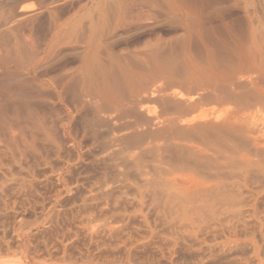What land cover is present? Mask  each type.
I'll return each mask as SVG.
<instances>
[{"label":"rangeland","instance_id":"1","mask_svg":"<svg viewBox=\"0 0 264 264\" xmlns=\"http://www.w3.org/2000/svg\"><path fill=\"white\" fill-rule=\"evenodd\" d=\"M112 1L0 0V89H3L6 84L8 87L10 84V86L14 85L11 90V87L8 88L6 85V90H2L3 92H0V94H14V91L19 85L12 84L15 80L12 75L4 70L6 68L5 63L10 64V61H18L19 59L25 61L32 53L41 52L40 57H44L45 53H43V50L50 42L52 44L55 43V49L53 45L51 50L54 54H50V58L44 57L43 61L40 63V71L50 73L48 74L50 77L61 73V75L65 76V79L70 75V78L68 77L66 79L67 87L64 85L63 88H60L62 90H59V88L57 89L55 84H44L41 87L40 83V85L35 83L37 87H39V90L37 89L38 92H36L38 95H36L32 89H30L32 92L26 90L30 96H27L26 92L21 96L19 95L20 97L18 96L17 101L20 104H22L24 100L27 101V97H30L29 100L31 98L33 100H30L31 105L27 103L28 101L26 103L24 102L26 106L24 103L22 106L17 103L19 106L18 110L16 108L17 105H14L16 104L15 102H13V104L10 103V105L6 104L9 107L4 109L2 105H5V103H3L4 101L0 98V101L2 100V102H0V264H125L123 261L126 260V258L129 259L130 256L132 259H137V262L133 260V263L130 257L131 262L130 259L128 261L126 260L127 264L128 262L139 264V262L142 263L144 261V257L146 256V258L154 257L153 259H155L156 256H159V251L157 250L159 248L158 246L161 247L164 244V239H166L165 236L169 237V232H171V230L172 232L176 229L179 230L182 224H184V226L181 227L182 229H189L190 226H186L187 222L184 219L186 214L189 213L188 215H190L192 213L193 220H197L200 219L202 215L204 216L206 214L205 212H209L208 207H212L214 211H221L223 209L221 207L222 205L225 208L224 204L218 200L213 202L214 205L211 203L213 199L205 200V202L207 201L205 205L202 200L196 199L194 201V199H192L193 201H190L191 199L184 197L185 194L182 192L183 185H181L183 183L179 181L183 182L184 178L189 175V173H187L189 171H187V168L188 165H190V161L191 163L195 161V157H198L199 161L202 160L201 162L198 161V164L202 163V165L199 164L197 166L200 168H197L192 173L197 179L201 177L200 179L203 180L204 177V180L206 179L205 181H213V179H211V172L210 176L208 173L211 170L214 173L216 171L215 169L210 170L207 165L208 162L206 161V164L204 163L205 159L203 160L201 158L200 160V153L195 151L196 149H190L189 145L192 143L191 145H197L198 148L199 142V144H202L199 145V148L202 146L201 148L203 150L206 147L208 152L211 144L214 145V148H217L218 144H222V142H220L222 138L220 134H217V131H214L217 129L214 128V126L216 125L215 127H217V125H219L218 127H220L223 122L225 124L228 118L227 116L230 117L231 115L232 119L236 117L239 118L238 122H240V118H242V122L243 120L244 122L251 121V119H254L251 115L255 116L258 125L262 124L261 126L256 125V129L264 138V122H261V118L263 117L260 116L263 112L258 110L254 105H251L250 108H248V105H243L244 103L241 101L239 94L241 91V98H243V91H250L248 87L251 88L254 80L260 76L262 73L261 71H264V68H262L264 67V0H201V4H197L199 8H201L200 11L197 9L198 6H196V4L194 5L193 2L181 1L178 2V4L182 5L183 16L177 14L181 20H175L176 18L172 19L174 16H169L165 18L166 21L163 19L158 23L159 28H157V24L155 25L148 21L144 22L143 26L145 25V28L149 27L148 30L151 29L155 34L152 36L153 38L147 37L137 42L127 40L128 38H126V36L128 34H124V32L120 30V32L117 31V33L115 32L113 34L107 33L109 31L105 27L115 19V15H112L115 14V11H113L115 2ZM189 2L192 3V5H190ZM203 2L204 4L202 5ZM186 3L187 5L185 6ZM248 7L249 9H247ZM245 10L252 11L254 15V29L252 30L250 27L248 29ZM223 11L226 12L224 13ZM229 11L230 13L228 15ZM222 12L225 15H222ZM185 14H187L188 17L185 16ZM195 15L198 17L200 16L198 18L200 21L199 23L194 19L195 22H193L192 17L195 18ZM221 15L222 17H220ZM187 18H189V20H187ZM184 21L188 22L185 23ZM204 22L206 25H204ZM187 23H195V25L193 26L190 24L191 26H189ZM103 25L104 27H102ZM99 26L103 30H100ZM162 27L164 28L161 31ZM198 31H200V33ZM100 35H102V38ZM244 37H247V40ZM249 38L250 40H248ZM240 43H242L241 45L243 49H245L244 51H246L243 53V56L241 55L243 60L247 58L245 60L247 63H244L246 67L248 68V66L252 67L254 65L253 67L257 68L255 70L252 68L254 73L250 70L251 73L246 75L248 76V80H246L247 78L245 79L246 76L241 77V80L244 77L242 80L244 81L243 85L240 83L242 82L240 78L239 80L236 78L234 82L232 81V77L235 75L234 73H236V68L234 69L233 67L239 62H237L236 59L241 58H239L240 55H236L241 53L238 50L241 47ZM100 44H102V47ZM90 45H92L93 48ZM238 45L240 46L239 48ZM155 46L157 47L156 51ZM87 47L89 50H87ZM235 48L238 49H236L237 51L234 55ZM207 49L210 53H207L206 59ZM97 53L98 56L96 55ZM231 54L232 56H230ZM112 55L114 56L112 57ZM229 56L230 58H228ZM93 57L96 59L98 58V61L96 63L92 62V64L89 65L88 71L90 70L91 78L86 77L88 78L87 81V79L83 78L84 75L81 76L78 72L81 71L80 66H82L81 64L84 58L88 60ZM248 57H250V60ZM102 60L104 62H102ZM247 60L251 63L250 65H248L249 63ZM99 62H101L100 67ZM235 62L237 63L235 64ZM243 62L241 64H243ZM93 63L94 66H92ZM208 63L212 64L214 69L211 65H208ZM241 64L238 63L236 67L238 68ZM244 64L243 68H246ZM2 66L5 68L3 67L2 69ZM58 66L60 68H58ZM101 67L102 69H100ZM76 68L79 70L74 73ZM53 69L56 70L57 73ZM91 70L93 71L91 72ZM191 70L194 71L196 75L194 72L191 74ZM210 70H214V73H217L215 74L216 76ZM227 70H230L231 73L234 72L232 73L234 75L231 76V74L227 73L229 82L226 79L227 85H225L226 80L224 78L227 76L225 73ZM96 71L99 72L96 73ZM257 71L260 72L257 73ZM207 72H209V74L211 72L210 77L213 74L216 78L218 72L219 74L223 72L222 74L225 76L224 78L220 76L219 78L221 80L218 77V79H213L214 77H212L210 81ZM19 73L17 78L21 79L23 76L28 79L29 75L25 71L19 70ZM104 73L106 75H104ZM203 73L206 74L203 75ZM100 74H102L101 76L103 78ZM48 75L43 78L49 79L50 77ZM79 75L82 77L83 81ZM249 75H254L251 76L253 78L256 77L254 80L250 78L253 82L249 79ZM128 76H131L130 78L133 79V81L136 80V78L138 80L149 78L148 87H150L147 88V94H144L146 92L144 90L145 92L141 94L138 100L132 98L134 99L133 101L130 99V93H127L128 91L130 92V82L127 79ZM189 76L191 78H189ZM192 76L194 78L196 77L197 79H195L199 81L197 84L198 87L196 86L197 82ZM205 77H207V79ZM183 79L186 80L184 81ZM192 79L195 81V86L192 85ZM204 79L209 81V83L207 81L208 85ZM222 80L224 84H222ZM182 81L184 83H181ZM83 82L84 85L82 84ZM86 82H89L90 86H86L85 92V87L83 86L86 84L88 85ZM188 82L191 83L192 87H190ZM200 82L201 84H206L204 86H207L209 90L210 82L212 83L211 87L213 84L214 87L218 85L220 90L217 86L216 88L220 91V94L222 89L224 91L222 92L223 95H219L220 97L222 96V99L218 96L219 91L215 94L217 90H214L215 88H211L212 91L210 90V96H208L210 91H208V89L204 90L207 91V94L206 92L203 93L206 98L203 94V96L199 95L200 92H204L203 90H199L202 88L200 87L201 84L199 85ZM232 82L233 87L231 85ZM35 84L30 83L27 85L34 86ZM234 84H240L242 86L238 85L234 87ZM204 86L202 89H204ZM243 86L244 88L246 86L248 90H243ZM196 88H198V92L200 91L199 93H197ZM234 88L238 89L235 90ZM149 89L153 91H149ZM8 90L9 92H7ZM163 90L166 91L164 92ZM188 90H193L195 92H193L195 94L194 99V94L191 92L188 93ZM112 91L115 96L111 94ZM237 91H239L237 93L239 96L236 97ZM101 92L103 94H101ZM162 92L164 95L167 93V97L163 94L162 96L169 101L161 96ZM171 92L185 93L187 94H184L185 96H192V101L195 100L193 101L195 107L194 105H192V108L190 106L191 109H189V106L188 108H185V106L183 107V101L185 105L189 102L180 98L178 94H174L175 96L173 97ZM31 93L35 95H31ZM85 93L88 97H86ZM25 94L27 97L24 96ZM107 94L109 95L108 97ZM213 94L214 96H212ZM230 94L231 96L232 94L235 96V100L239 98L241 103L237 102V100L235 101L233 96H229ZM158 95L161 96V99ZM198 95L203 99L197 98ZM22 96L27 100H23L22 98L24 97ZM92 96L95 99H92ZM116 96H121L120 98L127 97L129 101L126 100L130 105L125 100L123 104H128H121L122 106H118L119 108L114 105V107L117 108L115 110L110 103H106L107 105L104 106V102V107H102L101 103V110L99 113V115L101 114V118L93 111L94 104L96 105L101 102L105 97H107L105 99H108L110 97L116 98ZM98 97L99 99H97ZM100 97L102 99H100ZM230 98H233L235 102L232 101V99L230 100ZM180 99L183 100L179 110L175 101L180 103ZM130 100L133 103L130 102ZM198 101L199 105L197 103ZM80 103L85 105H83L85 108L82 109L80 115L72 120V122H66L67 109L80 106ZM175 105L177 107H175ZM1 106L3 108H1ZM244 106L247 108H242ZM111 108L112 110L110 111ZM104 109L108 112L104 111ZM14 110H16L17 113ZM28 112L31 113L29 114L30 117H28L29 115L27 116ZM225 112H227V114ZM235 113H237V115ZM10 114L12 117H10ZM16 115H18L16 121H14L15 119L12 120ZM201 115H205L204 118H201L203 117ZM171 116L178 117V119L176 118L174 121L175 123L173 122L171 124L168 120H165ZM191 118H193V121H190L192 120ZM186 119L190 120L186 121ZM204 119L209 122H206ZM219 120L222 121V123ZM6 122L10 123L11 127H9L10 125L8 123L7 127L5 124ZM211 122L213 124V130H210L212 128L208 125ZM175 124L176 127L174 126ZM192 124L195 126H191ZM202 124H204V126L206 124V128L207 126L209 128L205 131V127L201 128L203 126ZM183 127L186 128L184 129ZM191 127L195 129L191 130ZM221 127L224 129L226 125ZM7 128H10L12 132ZM224 130L230 133L229 129L225 128ZM211 131H213V133ZM231 131L230 138L229 133H224L223 136L227 135V137H222L223 139H231L234 135V139H226L227 141L229 140V144H222V148L225 145H228L227 148L230 147V145L232 147L235 145L234 148L248 150L249 152L254 149L252 148L250 150V145H245L249 144V142L247 139H244V134V137H240L243 135L239 134V136L235 130ZM215 133L217 137L219 136L218 138L215 136ZM196 134H198V136ZM213 136L216 138L214 139ZM181 137L183 139H181ZM30 140H32L31 144H34L33 146H28L26 144L28 141L30 142ZM213 140H215V144ZM203 145L205 146L203 147ZM239 145L244 149L239 147ZM212 147L213 146H211V149ZM201 148L199 150H201ZM224 148L227 149L226 147ZM229 150L230 148H228V151ZM252 157L256 158L255 156ZM258 159L261 161V157H258ZM205 164L207 166H204ZM225 168L226 167H223L221 170L222 172L224 171L226 181L228 179L230 182L229 177L235 173H232V175L229 173L227 174L229 170L226 168L225 171ZM235 170L236 169L233 168V172ZM254 172L253 170L252 174L255 176L256 173L254 174ZM226 175H229L228 178ZM221 178L223 180L222 188H224L226 181L223 179L224 176ZM174 185L175 187H172ZM225 189L229 192V186L226 185ZM186 200H189V202ZM197 200L198 202L201 201V203L196 202ZM207 203H209L210 206ZM198 205L200 206L198 207ZM182 210L183 212L185 210L186 212L189 211L185 214L182 213ZM242 210H244L243 207ZM196 211L198 215L202 214L200 215L201 217L198 215L195 216ZM261 212L264 211H259L258 216L263 215L261 216L263 218L264 213ZM243 217L246 216L243 215ZM173 226H175V229ZM203 226H205L204 222H202L200 228L202 229ZM181 234L179 233L177 235L179 241L182 240V238L186 239L189 237V235H187L189 233L186 231H182ZM156 246L158 248H156ZM185 253L186 252L181 253L182 255L177 254L179 258H177V256L174 263L178 264L179 261L182 263L184 261L183 264H188L191 260V263L195 261L192 264H198L196 263L197 255L194 256L196 253L194 254L193 252V255H190L192 252L186 253L187 255ZM180 256L183 257L181 258ZM142 257L143 259H139ZM221 258H217L213 262L210 260L207 264H223L226 258H224V256ZM262 259L264 258L262 257L260 261L264 264ZM215 261L217 262L214 263ZM181 262L179 264H182ZM162 264H168V262L165 261V263L163 262Z\"/></svg>","mask_w":264,"mask_h":264},{"label":"bare ground","instance_id":"2","mask_svg":"<svg viewBox=\"0 0 264 264\" xmlns=\"http://www.w3.org/2000/svg\"><path fill=\"white\" fill-rule=\"evenodd\" d=\"M112 1V0H111ZM181 1H190V2H193V4L195 5L196 4V6H198L197 4H201V0L199 1V0H114V1H112V2H115L114 3V5H115V7H114V10L113 11H115V14H112L113 16H114V20H113V22L112 23H110L107 27H105V28H107L108 29V31L109 32H107V33H109V34H113V33H117V31H122V32H124V34L125 33H127L128 35L126 36V38H128L127 40H132V41H134V42H137V41H139V40H141V39H144V38H147V37H152L155 33H153L152 31H151V29L150 30H148V28L149 27H147V28H145V25L143 26V24H144V22H150V23H154L156 26H157V28H159L158 26H159V24L158 23H160L161 22V20H163V19H165V18H168L169 16H174V17H172V19H174V18H176L175 20H181V19H179V17L177 16V14H180V15H182L183 14V9H182V5L180 6L179 4H178V2H181ZM206 1V0H205ZM104 2V1H103ZM189 2V4L190 5H192V3H190ZM106 3V2H105ZM185 3V2H184ZM206 3V2H205ZM237 3V2H236ZM204 4V2L202 3V5ZM209 4V3H208ZM105 5V4H104ZM107 5V4H106ZM114 5H111V6H114ZM187 5V3L185 4V6ZM202 5H201V7H202ZM206 6V5H205ZM204 6V7H205ZM249 6V5H248ZM99 7V6H98ZM209 7V6H208ZM237 7H239V6H237ZM111 8V7H110ZM109 8V9H110ZM190 8V7H189ZM233 8V7H232ZM251 8V7H250ZM184 9H186V8H184ZM197 9L200 11V9L201 8H199V6L197 7ZM204 9V8H203ZM241 9V8H240ZM247 9H249V7L247 8ZM227 10V9H226ZM238 10V9H237ZM252 10V9H251ZM112 11V10H111ZM110 11V12H111ZM187 11V10H186ZM235 11H236V9H235ZM224 12V11H223ZM223 12H222V15H225V14H223ZM226 12V11H225ZM224 12V13H225ZM232 12V11H231ZM237 12H239V11H237ZM245 12H246V17H247V24H248V29H249V27H250V29L252 30V29H254L253 28V24H254V15H253V13H252V11H247V10H245ZM112 13H114V12H112ZM202 13V12H201ZM220 13V12H219ZM229 13H230V11L228 12V15H229ZM107 14V13H106ZM204 14V13H203ZM206 14V13H205ZM237 14V13H236ZM220 15V14H219ZM222 15L220 16V17H222ZM103 16V15H102ZM177 16V17H176ZM183 16V15H182ZM185 16H187L188 17V15L187 14H185ZM196 16V15H195ZM204 16V15H203ZM207 16V15H206ZM227 16V15H226ZM225 16V17H226ZM192 17V16H191ZM200 17V16H199ZM198 16H196L195 18L194 17H192V20L194 19V20H196V22H200L199 21V18ZM217 17V16H216ZM228 17V16H227ZM245 17V16H244ZM104 18V17H103ZM203 18V17H202ZM207 18V17H206ZM204 19V18H203ZM175 20H172V21H175ZM187 20H189V18H187ZM190 20H191V18H190ZM193 20V22H195ZM217 20V19H216ZM94 21V20H93ZM165 21H166V19H165ZM165 21H164V23H165ZM205 21V20H204ZM221 21V20H220ZM95 22V21H94ZM185 22V21H184ZM186 22H188V21H186ZM185 22V23H186ZM190 22V21H189ZM98 23V22H97ZM103 23H104V21H103ZM103 23H101V24H103ZM169 23H170V21H169ZM177 23V22H176ZM179 23H181V22H179ZM205 23V22H204ZM172 24H174V23H172ZM187 24H189V23H187ZM191 24V23H190ZM189 24V26H191V25H195V23L193 24H191L190 25ZM169 25V24H168ZM177 25V24H176ZM183 25V24H182ZM201 25H202V23H201ZM204 25H206V23L204 24ZM173 26V25H172ZM90 27V26H89ZM98 27V26H97ZM100 27V26H99ZM102 27H104V25L102 26ZM184 27V26H183ZM186 27H188L187 25H186ZM92 28V27H91ZM164 27H162L161 28V31H162V29H163ZM172 28V27H171ZM176 28H177V26H176ZM194 28V27H193ZM192 28V29H193ZM102 28L100 27V30H101ZM188 29H189V27H188ZM191 29V28H190ZM203 29V28H202ZM91 30V29H90ZM93 30V29H92ZM95 30H98V29H95ZM103 30V29H102ZM153 30H154V28H153ZM155 30H156V28H155ZM194 30V29H193ZM198 30H200V29H198ZM205 30V29H204ZM119 31V32H120ZM166 31H168V30H166ZM190 31H192V30H190ZM189 31V32H190ZM194 31H196V30H194ZM95 32H97V31H95ZM193 32V31H192ZM191 32V33H192ZM199 33H200V31H198ZM202 32V31H201ZM209 32V31H208ZM86 33V32H85ZM89 33V32H88ZM92 33V32H91ZM90 33V34H91ZM100 33V32H99ZM165 33V32H164ZM195 33V32H194ZM197 33V32H196ZM89 34V35H90ZM102 34H103V31H102ZM105 34V33H104ZM210 34V33H209ZM244 34V33H243ZM95 35V34H94ZM99 35V34H98ZM122 35V34H121ZM192 35H195V34H192ZM198 35V34H197ZM101 36V38H102V35H100ZM105 36V35H104ZM116 36V35H115ZM191 36V35H190ZM200 36V35H199ZM244 36V35H243ZM91 37V36H90ZM97 37V36H96ZM114 37V36H113ZM193 37V36H192ZM198 37V36H197ZM210 37V36H209ZM99 38V37H98ZM97 38V39H98ZM100 38V39H101ZM124 38V37H123ZM122 38V39H123ZM153 38V37H152ZM151 38V39H152ZM186 38V37H185ZM245 38V37H244ZM247 38V37H246ZM245 38V39H246ZM162 39V38H161ZM96 40V39H95ZM99 40V39H98ZM115 40V39H114ZM240 40V39H239ZM247 40V39H246ZM248 40H250V38L248 39ZM76 41V40H75ZM74 41V42H75ZM90 41V40H89ZM131 41V42H132ZM186 41V40H185ZM209 41V40H208ZM234 41V40H233ZM77 42V41H76ZM88 42V41H87ZM98 42V41H97ZM128 42V41H127ZM158 42V41H157ZM239 42V41H238ZM94 43H95V41H94ZM101 43V42H100ZM123 43V42H122ZM147 43V42H146ZM173 43V42H172ZM243 43V42H242ZM242 43H240V45L242 44ZM55 43H48V45L46 46V48L43 50V53H45V56L44 57H48V58H50L49 56H50V54H52L53 53V51L51 52V50H52V46L54 45ZM180 44H181V42H180ZM190 44V43H189ZM203 44V43H202ZM234 44V43H233ZM245 44V43H244ZM82 45V44H81ZM93 45V44H92ZM92 45H90L92 48H93V46ZM102 44H100V46H101ZM204 45V44H203ZM209 45V44H208ZM235 45V44H234ZM74 46V45H73ZM79 46V45H78ZM77 46V47H78ZM89 46V47H90ZM120 46V45H119ZM153 46V45H152ZM213 46H215V45H213ZM237 46V45H236ZM102 47V46H101ZM106 47V46H105ZM125 47H127V46H125ZM206 47V46H205ZM231 47V46H230ZM240 46L238 45V48H239ZM79 48V47H78ZM151 48V47H150ZM156 46H155V51H156ZM238 48H235V51H234V55L236 54L235 52L237 51L236 49H238ZM54 49H55V45H54ZM91 49V48H90ZM101 49V48H100ZM209 49V48H208ZM208 49L206 50V59H207V53H210V52H208ZM247 49V48H246ZM87 50H89L88 49V47H87ZM92 50V49H91ZM107 50V49H106ZM114 50V49H113ZM188 50V49H187ZM239 50V52H241L240 54L238 53V54H236L237 56L238 55H240L239 56V58L241 57V55L243 56L244 54L243 53H245L246 51H244L245 49H243V46L241 45V47L238 49ZM55 51V50H54ZM80 51V50H79ZM98 51V50H97ZM112 51V50H111ZM110 51V52H111ZM180 51V50H179ZM184 51V50H183ZM210 51V50H209ZM244 51V52H243ZM81 52V51H80ZM87 52V51H86ZM89 52V51H88ZM95 52V51H94ZM93 52V53H94ZM153 52H154V49H153ZM174 52V51H173ZM201 52V51H200ZM231 52V51H230ZM248 52V51H247ZM41 53V52H40ZM40 53H32V55L31 56H29V58L27 59V60H25V61H23V60H18V61H14V60H12V61H10V64H6L5 63V67L4 66H2V69H3V67L5 68L4 70L6 71V72H8L10 75H12L13 76V79L15 80V81H13L12 82V84H19L18 85V87L16 88V90L14 91V94L15 95H17V96H15L14 94H10V93H2V94H0L1 96H0V98L4 101L3 103H5V105L6 104H8V105H10V103H12L13 104V102H15L16 104H14V105H17V103H18V96L20 95H22V94H24L25 92H26V90L28 91V92H32L30 89H32V90H34L33 92H35V94L36 95H38L36 92H38V90H39V87H37V85H40L41 87L45 84V85H49V83H51L52 85H54L55 84V87L58 89L59 88V90H62V89H60V88H63V86L65 85L66 86V79L70 76H67V78L65 79V76H63V75H61V73H58V74H55V75H53V76H49L48 74H50V73H47V72H43V71H40V63H41V61H43V59H44V57H40ZM42 53V54H43ZM91 53V52H90ZM54 54V53H53ZM79 54V53H78ZM109 54V53H108ZM112 54H113V52H112ZM153 54V53H152ZM232 54H233V52H232ZM232 54L230 55V56H232ZM74 55V54H73ZM88 55V54H87ZM92 55V54H91ZM95 55V54H94ZM97 56H98V53L96 54ZM95 55V56H96ZM174 55V54H173ZM213 55V54H212ZM249 55V54H248ZM52 56V55H51ZM90 56V55H89ZM94 56V57H95ZM102 56V55H101ZM114 55H112V57H113ZM193 56V55H192ZM216 56V55H215ZM230 56L228 57V58H230ZM250 56H253V55H250ZM64 57V56H63ZM89 58L88 60L87 59H85L84 58V60H83V63L81 64L82 66H80L81 67V71H79L78 72V74L80 73V75L81 76H83L84 75V77L83 78H85V79H87V81H88V78H91L90 76V70L88 71V68L90 67L89 65L90 64H92V62H94V63H96L97 61H98V58L96 59V58ZM105 57V56H104ZM108 57V56H107ZM106 57V58H107ZM174 57V56H173ZM246 57H247V55H246ZM100 58V57H99ZM117 58V57H116ZM170 58V57H169ZM208 58H209V56H208ZM213 58V57H212ZM220 58V57H219ZM238 58V57H237ZM252 58V57H251ZM65 59V58H64ZM83 59V58H82ZM81 59V60H82ZM102 59H103V57H102ZM105 59V58H104ZM112 59H114V58H112ZM122 59V58H121ZM204 59V58H203ZM205 59V60H206ZM234 59V58H233ZM235 59H236V57H235ZM244 59H245V56H244ZM247 59V58H246ZM245 59V60H246ZM248 59L250 60V57H248ZM79 60V59H78ZM181 60V59H180ZM210 60V59H209ZM216 60V59H215ZM237 60V62L239 63V64H241L243 61V64L246 62L245 60H243V58L241 57L240 59H236ZM236 60H233V61H236ZM249 60H247L248 61V63H249ZM252 60V59H251ZM117 61H119V60H117ZM124 61V60H123ZM189 61L191 62V59L189 58ZM214 61V60H213ZM231 61V60H230ZM254 61V60H253ZM102 62H104L103 60H102ZM151 62V61H150ZM154 62V61H153ZM216 62V61H215ZM237 62H235V64L237 63ZM252 62V61H251ZM94 63H93V65L92 66H94ZM207 63V62H206ZM212 63V62H211ZM237 63V64H238ZM247 63V62H246ZM68 64H69V62H68ZM100 64H101V62H99V67H100ZM103 64V63H102ZM151 64V63H150ZM172 64V63H171ZM199 64V63H198ZM213 64V63H212ZM212 64H209L208 63V65H211V67L213 68V66H212ZM226 64V63H225ZM229 64H230V62H229ZM232 64H233V62H232ZM232 64H231V67H232ZM237 64L235 65V67H233L234 69H235V71H236V73H234V72H232V73H234V74H232L231 73V71L230 70H227L225 73H226V75L227 76H225L224 74H222L223 72H221L220 74H222V75H220L219 74V72H218V78L220 77V76H222L223 78H224V76L226 77V78H224L225 80L227 79L228 80V82H229V79H228V74H231V76L232 75H234L233 77H232V81L234 82V80L237 78L238 80H239V78H240V80H241V77L242 76H246L248 73H251L250 72V70H252L253 71V73H254V70L255 69H257V68H254L253 66L250 68L249 66H248V68L246 67V65L244 64V66L246 67V68H243V64H241V65H239V67L237 68L236 66H237ZM251 63H249L248 65H250ZM70 65V64H69ZM110 65V64H109ZM124 65V64H123ZM128 65V64H127ZM190 65V64H189ZM219 65V64H218ZM227 65V64H226ZM64 66V65H63ZM66 66V65H65ZM102 66V65H101ZM103 66H104V64H103ZM105 66H106V62H105ZM118 66V65H117ZM171 66V65H170ZM216 66V65H215ZM80 67H78V68H80ZM96 67V66H95ZM109 67H111V66H109ZM147 67V66H146ZM162 67V66H161ZM164 67H166V66H164ZM172 67V66H171ZM190 67V66H189ZM55 68V67H54ZM58 68H60L59 66H58ZM78 68H76L75 70H74V73L75 72H77L79 69ZM108 68V67H107ZM114 68V67H113ZM125 68V67H124ZM123 68V69H124ZM199 68V67H198ZM205 68V67H204ZM254 70H253V69ZM261 68V67H260ZM259 68V69H260ZM262 68H264V67H262ZM64 69V68H63ZM72 69V68H71ZM100 69H102V67L100 68ZM104 69V68H103ZM106 69V68H105ZM192 69V68H191ZM206 69V68H205ZM214 69V68H213ZM219 69V68H218ZM224 69V68H223ZM19 70L20 71H25L28 75H29V77H28V79L27 78H24L23 76H22V78L21 79H19V78H17L18 77V75L20 74L19 73ZM54 70V69H53ZM58 70V69H57ZM62 70V69H61ZM94 70V69H93ZM93 70H91V72L93 71ZM99 70V69H98ZM113 70V69H112ZM111 70V71H112ZM152 70V69H151ZM192 70H194V69H192ZM191 70V71H192ZM196 70V69H195ZM198 70V69H197ZM231 70H233V69H231ZM46 71V70H45ZM55 72H56V70H54ZM63 71V70H62ZM110 71V70H109ZM157 71V70H156ZM204 71H206V70H204ZM211 72H213L214 73V70L212 71V70H210ZM234 71V70H233ZM66 72H68V71H66ZM70 72H71V70H70ZM95 72V71H94ZM99 72V71H98ZM97 71H96V73H98ZM101 72V71H100ZM128 72H129V70H128ZM186 72V71H185ZM189 72V71H188ZM193 72L194 71H192V73L191 74H193ZM199 72V71H198ZM211 72H210V74H209V72H207L208 73V75L207 76H209L210 77V75H211ZM256 72V71H255ZM258 72H260V71H257V73ZM262 73L260 74V76L258 77V78H256V77H254V78H256L255 80H254V78L253 77H251V76H256L257 74H254V75H249V79L251 78V79H253L254 80V86H253V84H252V86L254 87H252L251 86V88H252V90H251V88L250 87H248V89H250V91H243L244 89H247V87L245 86V88H244V86L242 87L243 88V98H241V91H240V99H241V101H243V105H248L249 107L248 108H250V106L251 105H254V106H256V108L258 109V110H261L263 113H262V115H260V116H262L263 118H261V122H264V120H262V119H264V71H261ZM19 73V74H18ZM57 73V72H56ZM107 73V72H106ZM228 73V74H227ZM252 73V74H253ZM54 74V73H53ZM67 74V73H66ZM70 74V73H69ZM102 74H103V71H102ZM102 74H100V76L102 75ZM194 74H195V72H194ZM198 74V73H197ZM204 74H206V73H203V75ZM215 74H217V73H214V75ZM22 75V74H21ZM26 75V74H25ZM46 75H48L50 78L48 79V78H43V77H46ZM65 75V74H64ZM72 75V74H71ZM74 75V74H73ZM79 75V76H80ZM92 75H93V73H92ZM99 75V74H98ZM104 75H106L105 73H104ZM110 75V74H109ZM121 75H123V74H121ZM127 75V74H126ZM187 75V74H186ZM196 75V74H195ZM194 75V76H195ZM78 76V77H79ZM80 76V77H81ZM95 76V75H94ZM154 76V75H153ZM160 76H161V74H160ZM184 76H185V73H184ZM201 76V75H200ZM206 76V75H205ZM216 76V75H215ZM215 76H213V74H212V76L210 77V81H211V78L212 77H214L213 79H216L215 78ZM230 76V75H229ZM231 76H230V78H231ZM235 76H237V77H235ZM258 76V75H257ZM11 77V76H10ZM15 77V78H14ZM86 77H88V78H86ZM93 77V76H92ZM102 77V76H101ZM131 77V76H130ZM129 76H128V81L130 82L129 83V85H130V92L128 91H126L128 94L130 93V99H132V98H134V99H136V100H138L139 99V97H141V94H143L145 91V93L144 94H147V88H149L148 87V79L149 78H143V79H140V80H138L136 77V80H134L133 81V79H131ZM139 77V76H138ZM164 77H165V75H164ZM181 77V76H180ZM202 77V76H201ZM201 77H200V79H201ZM248 76H246L245 77V79L247 78ZM12 78V77H11ZM70 78V77H69ZM94 78V77H93ZM96 78H98V77H96ZM95 78V79H96ZM103 78V77H102ZM112 78V77H111ZM134 78V79H135ZM156 78H157V76H156ZM186 78V77H185ZM188 78V77H187ZM189 78H191L190 76H189ZM188 78V79H189ZM192 78H194L193 76H192ZM196 78V77H195ZM194 78V79H195ZM204 78V77H203ZM206 79H207V77H205ZM217 78V79H218ZM244 78V77H243ZM243 78H242V80H243ZM48 79V80H47ZM78 79H80V78H78ZM84 79V80H85ZM99 79V78H98ZM101 79V78H100ZM179 79V78H178ZM188 79H187V81H188ZM197 79V78H196ZM195 79V81L197 82L196 83V86L198 87V80H196ZM198 79H199V75H198ZM220 79V78H219ZM223 79V80H224ZM250 79V80H251ZM81 80H82V77H81ZM92 80V79H91ZM124 80V79H123ZM156 80V79H155ZM184 80V79H183ZM186 80V79H185ZM184 80V81H185ZM193 80V79H192ZM192 80H191V83H192ZM221 80V79H220ZM223 80H222V82H223ZM227 80L225 81L226 83H225V85H227ZM241 80V81H242ZM246 80H248V78L246 79ZM246 80H245V82H246ZM249 80V81H250ZM253 80H251L252 82H253ZM83 81V80H82ZM94 81V80H93ZM125 81V80H124ZM154 81V80H153ZM187 81H186V83H187ZM194 80H193V83L195 82ZM201 81L203 82V80L201 79ZM204 81H206L205 79H204ZM208 81V80H207ZM207 81H206V83H207ZM248 81V82H249ZM68 82V81H67ZM213 82V81H212ZM233 82H232V87H233ZM35 84V83H38L37 85H36V87H35V85L34 86H30V85H27V84ZM40 83V84H39ZM86 83H88V85L86 84L85 86H83L84 85V82L82 83L83 85V87H85V92H86V86H90L89 85V82H86ZM93 83H95V82H93ZM92 83V84H93ZM181 83H184L183 81L181 82ZM191 83H189L188 82V84L190 85V87H192L191 86ZM192 83V85H194L195 86V83L193 84ZM208 83H209V81H208ZM208 83H207V85H208ZM242 85H243V83H244V81H242V82H240ZM78 84V83H77ZM96 84V83H95ZM98 84V83H97ZM155 84H156V82H155ZM201 84V82L199 83V85ZM203 84V83H202ZM202 84H201V86L200 87H202L203 88V86L204 85H206V84H203V86H202ZM211 82H210V90L212 91V89L213 88H215L214 90H216L217 88H216V86L218 87V89L220 90V88H219V86L218 85H216L215 87H214V84H213V86L211 87ZM222 84H224V82L222 83ZM236 84V83H235ZM234 84V87H237L238 85H240V84H238V85H235ZM249 84H251V83H249ZM7 85V84H6ZM6 85H4V88L2 89H0L1 91L0 92H3V91H5L6 89H5V86ZM11 85V84H10ZM9 85V87H11L10 88V90L12 89V87L14 86H10ZM94 85V84H93ZM154 85V84H153ZM229 85V84H228ZM242 85H240V86H242ZM245 85H246V83H245ZM30 86V87H29ZM70 86V85H69ZM80 86V85H79ZM193 86V87H194ZM223 86V85H222ZM248 86H250V85H248ZM6 87H8V85L6 86ZM8 87V88H9ZM28 87H29V89H28ZM51 87V86H50ZM67 87V86H66ZM199 87V88H200ZM205 87H207V86H204V89H202V88H200L199 90L201 91V90H207L208 89V87L207 88H205ZM227 87H229V86H227ZM88 88V87H87ZM92 88V87H91ZM98 88V87H97ZM185 88H186V86H185ZM212 88V89H211ZM230 88V87H229ZM228 88V89H229ZM5 89V90H4ZM38 89V90H37ZM84 89V88H83ZM89 89V88H88ZM99 89V88H98ZM113 89H114V87H113ZM153 89V88H152ZM216 90V93L215 94H217V92L219 91V90ZM231 89V88H230ZM235 89V88H234ZM238 89V88H237ZM237 89H235V90H237ZM247 89V90H248ZM3 90V91H2ZM82 90V89H81ZM102 90V89H101ZM107 90V89H106ZM110 90V89H109ZM115 90V89H114ZM145 90V91H144ZM191 90V89H190ZM198 90V88H196V91ZM209 89H208V91H210ZM232 90H233V88H232ZM234 90V91H235ZM55 91V90H54ZM83 91V90H82ZM97 91V90H96ZM95 91V92H96ZM149 91H153V90H150L149 89ZM162 91V90H161ZM164 91V90H163ZM166 91V90H165ZM164 91V92H165ZM194 91H195V89H194ZM193 90L192 91H189L188 90V93H193L194 92ZM195 91V92H196ZM199 91V92H200ZM211 91H210V94L208 95V96H210L211 95ZM227 91V90H226ZM234 91H233V93H234ZM7 92H9V90L7 91ZM61 92V91H60ZM103 92V91H102ZM101 92V94H103ZM125 92V93H126ZM142 92V93H141ZM160 92V91H159ZM194 92V93H195ZM198 91H197V93H199ZM206 92V94H207V91H204V92H200V94L199 95H202L203 93H205ZM222 92H224L223 91V89H222ZM221 92V94L223 95V93ZM239 91H237L236 92V97L237 96H239V95H237V93H238ZM27 93V92H26ZM63 93V92H62ZM61 93V94H62ZM108 93V92H107ZM122 93V92H121ZM123 93H124V90H123ZM154 93V92H153ZM193 93V94H194ZM232 93V92H231ZM29 93H27V96H30V95H28ZM35 95L34 93H31V95ZM39 94H40V91H39ZM55 94H56V91H55ZM60 94V95H61ZM64 94V93H63ZM86 94V93H85ZM93 94V93H92ZM111 94H113V91H112V93ZM115 94H116V91H115ZM162 94H163V92L161 93V96H162ZM171 94H172V96L174 97L175 95H177L178 94V96L180 97V98H183L186 102H189V103H186V105L184 104V101H183V107L185 106V108H188V106H189V109H191L192 108V105H194V107H195V103L193 102V101H195V100H193L192 101V96H185V95H187V94H185V93H175V92H171ZM175 94V95H174ZM185 94V95H184ZM220 94V91L218 92V96L219 95H221ZM224 94H226V93H224ZM57 95V94H56ZM83 95V94H82ZM96 95H97V93H96ZM114 95V94H113ZM113 95H111V96H113ZM121 95V94H120ZM127 95V94H126ZM164 95V94H163ZM167 95V93L164 95L165 97H167L166 96ZM199 95H198V97L197 98H200L199 97ZM204 95V94H203ZM202 95V96H203ZM19 96V97H20ZM24 96H26V94L24 95ZM24 96H22V97H24ZM26 96V97H27ZM98 96V95H97ZM96 96V97H97ZM100 96V95H99ZM109 95L107 94V97H108ZM115 96V95H114ZM159 96V98L161 97L160 95H158ZM164 96H162V97H164ZM171 96V97H172ZM194 96H195V94L193 95V99H194ZM212 96H214V94L212 95ZM217 96V95H216ZM217 96V97H218ZM226 96V95H225ZM229 96H231V94L229 95ZM228 96V97H229ZM232 96H233V98L235 97L233 94H232ZM231 96V97H232ZM21 97V98H22ZM37 97V96H36ZM57 97V96H56ZM86 97H88L87 96V94H86ZM107 97H105V98H107ZM121 97V96H120ZM119 96L117 97L116 96V98L115 97H110V98H108V99H102L101 97H100V99H102V101L101 102H99V103H97L96 105L94 104V107H93V111L95 112V113H97L98 115H99V113H100V110H101V103H102V107H104L105 105H107V104H111V106H113L114 107V105H115V107L117 106H120L121 104L122 105H125V104H128L129 102V100H128V98L127 97H124V98H120ZM122 97H123V95H122ZM164 97V98H165ZM204 97H205V95H204ZM220 97V96H219ZM218 97V98H219ZM222 97V96H221ZM220 97V98H221ZM28 98V100L24 97V98H22L23 100L24 99H26L27 101H25L24 100V102L26 103H30L29 105H31V101L30 100H33L32 98L29 100V98L30 97H27ZM58 98V97H57ZM63 98V97H62ZM94 97L92 96V99H93ZM206 98V97H205ZM213 98V97H212ZM216 98V97H215ZM219 98V99H220ZM226 98V97H225ZM233 98H230V100L232 99V101H234L235 100V98H234V100H233ZM35 99V98H34ZM95 99V98H94ZM97 99H99V97L97 98ZM128 101H127V100ZM134 99H132L133 101H134ZM161 99V98H160ZM163 99V98H162ZM165 99H167V98H165ZM164 99V100H165ZM182 99V100H183ZM200 99H203V98H200ZM222 99V98H221ZM224 99V98H223ZM240 99L238 98H236V100H237V102H239V103H241L240 102ZM2 100L0 101V102H2ZM63 100V99H62ZM127 101L128 103H124L123 104V102L124 101ZM168 100V99H167ZM181 100V99H180ZM179 100V101H180ZM182 100L180 101V103L179 102H177V101H175L176 103H177V105H178V107L175 105V107H177L179 110H180V105H181V102H182ZM206 100V99H205ZM235 100V101H236ZM59 101V100H58ZM140 101V100H139ZM166 101V100H165ZM169 101V100H168ZM173 101V100H172ZM200 101V100H199ZM199 101L197 102L198 103V105H199ZM202 101V100H201ZM234 101V102H235ZM23 102V103H24ZM97 102V101H96ZM104 102H105V104H104ZM130 102H132L131 100H130ZM167 102V101H166ZM194 104H193V103ZM202 102H204V101H202ZM21 103H22V100H21ZM23 103L22 104H20V103H18V105L20 104L21 106L23 105ZM24 103V104H25ZM107 103V104H106ZM133 103V102H132ZM137 103V102H136ZM12 104H11V106H12ZM81 104V103H80ZM79 104V105H80ZM103 104H104V106H103ZM135 104V103H134ZM171 104H172V102H171ZM5 105H2L3 107H4V109H6L7 107H9V106H7L6 105V107H5ZM17 105V110H18V106ZM84 104H81L80 106H77V107H73V108H68L67 109V120H66V122L68 121V123H70V122H72V120H74L75 118H77V116H79L80 115V112L82 111V109H84L85 107V105L83 106ZM121 105V106H122ZM129 105H130V103H129ZM197 105V106H198ZM238 105V104H237ZM1 106V108H3ZM25 106H26V104H25ZM24 106V107H25ZM70 106V105H69ZM75 106V105H74ZM96 106V107H95ZM120 106V107H121ZM182 106V105H181ZM190 106H191V108H190ZM107 107V106H106ZM112 107V108H113ZM114 107V108H115ZM246 106H244V107H242V108H245ZM112 108L110 109V111L112 110ZM113 108V109H114ZM119 108V107H118ZM247 108V107H246ZM252 108V107H251ZM109 109V108H108ZM117 108H115V110H116ZM188 109V110H189ZM120 110V109H119ZM16 113H17V111L16 110H14ZM103 111V110H102ZM104 111H106V112H108L107 110H105L104 109ZM104 111H103V113H104ZM114 111V110H113ZM115 112V111H114ZM173 112V111H172ZM183 112V111H182ZM181 112V113H182ZM236 112V111H235ZM184 113V112H183ZM201 113V112H200ZM226 114H227V112H225ZM29 114H31L30 112H28V114H27V116L29 115ZM185 114V113H184ZM203 114V113H202ZM225 114V115H226ZM236 115H237V113H235ZM97 115V116H98ZM111 115V114H110ZM167 115V114H166ZM170 115H172V114H170ZM185 115H187V114H185ZM228 115H230V114H228ZM246 115V114H245ZM244 115V116H245ZM255 115V114H254ZM13 116H14V114H13ZM18 115H16L15 116V118H13L12 120H14V121H16V117H17ZM101 116V114L99 115V117ZM194 116V115H193ZM200 116V115H199ZM201 116H203V115H201ZM205 116V115H204ZM204 116L203 117H201V118H204ZM232 116V115H231ZM229 117V116H227L228 118H227V121H226V123L224 124V122L222 123V121H220L222 124H221V126H224V125H226V129H229L230 130V133H229V131L228 132H226L224 129H222V127L220 126V127H218L219 125H217V127H215L216 125H215V122L213 123L215 126H214V128H217L216 130H214V131H217V134L219 135H221L220 137L222 138V139H220V140H218V141H220V142H222V144H224V143H228L229 142V140H232V139H234V135H233V138H231V139H229L230 138V134H231V130H235L238 134L237 135H239V134H244L245 135V137H244V135L243 136H240V137H244V139H247V141L249 142V144H245V145H250V147H249V149L251 150L252 148H254L253 150H251V151H253V152H249L248 150L246 151V150H242V149H239V148H234V146L235 145H233V143H232V145H233V147L230 145V147H228V148H230V150L228 151V148H227V146L228 145H225L224 147H226L227 149H225L224 147V149L222 148V144L220 145V144H218V146H217V148H214V145H212L211 144V146H213L212 147V149H211V146H210V150H209V152H208V150L206 149V147H205V149L207 150H205V149H203L202 150V146L200 147L201 148V150H199L200 148H199V145L201 144H199V142H198V148H197V145H189L190 147V149H196L195 151H198L199 153H200V155L199 156H201L200 157V160H201V158L204 160L205 159V162L204 163H206L207 164V162H208V166H209V169L211 170V169H215L214 171H215V173L214 172H212V170L211 171H209V176H210V172H211V179H213V181L212 180H210V182L209 181H205L204 180V177H203V180H201L200 178L199 179H197V178H195L196 176H194V175H192V173L197 169V168H200V167H197L199 164L200 165H202V163H199L198 164V161H199V158L198 157H195L196 159H194L195 161H192V163H191V161H190V165H188V168H187V173H189V175L188 176H186V178H184V177H182V178H184V181L182 182V181H179V182H181V183H183V184H181V185H183V191L182 192H184V194H185V196L184 197H186V198H188V199H191L190 201H193L192 199H194V201L196 200V199H199V200H202L203 201V204L205 203V205H206V202H205V200H210V199H213L212 200V204H213V202H216V200H218L219 202H221L222 204H224V206H225V208L223 207V205L221 206L222 208V210L221 211H214V209H212V207H208L209 208V212L207 213V212H205L204 213V211H203V213L205 214L204 216L202 215V214H200L199 212V214L200 215H202V217L200 216V215H198L197 214V211L195 212V216H200L199 218L200 219H195V220H193V216H192V213L190 214V215H188V214H186L189 210H191V209H189L187 212H186V210L183 212V210H182V213H185L186 214V217L184 218L185 220H186V222L188 223V225H187V223H186V226L187 227H189V229L188 230H184V229H182L181 227L182 226H184V224H182V226L180 225V229H182V230H175L174 232H172V230H171V232H169L170 234H169V237H166L165 236V238L166 239H164L165 240V242H163V243H161V244H163L161 247L160 246H156V248H158L157 250L159 251L158 252V255L159 256H156V258L155 259H153V258H146V257H144V261L142 262V263H140L139 262V264H162L163 262L165 263V261L166 262H168V264H175L174 262H175V258L178 256L177 254H180V255H182L181 253H183V252H186V253H189V252H192V254L190 253V255H193V252H194V256H196L197 257V262L196 263H198V264H207V262L208 261H210L211 260V262H213L214 260H216L217 258H221L222 256H224V258H226V259H224L225 261L223 262V264H262V262L260 261V259L263 257L264 258V222H263V218L261 217V216H263V215H261V216H258V213H259V211H264V138H263V136H262V134H260V132L258 133V131H257V129H256V125L257 126H261V125H258V123H257V120H256V117L255 116H253V115H251V117L252 118H254V119H251V121H248V122H244V120H243V122L241 121L242 120V118H240L241 120H240V122H238V120H239V118H233L232 119V117ZM242 116H243V114H242ZM10 117H12L11 116V114H10ZM10 117H8V118H10ZM28 117H30V115L28 116ZM168 117V116H167ZM180 117V116H179ZM217 117V116H216ZM215 117V118H216ZM226 117V116H225ZM234 117H235V115H234ZM240 117V116H239ZM247 117H248V115H247ZM247 117H246V119H247ZM101 118V117H100ZM176 118L178 119V117H175V116H171L170 118H168V119H165V120H168L171 124L176 120ZM186 118V117H185ZM195 118V117H194ZM208 118V117H207ZM206 118V119H207ZM218 118H219V115H218ZM259 118V119H260ZM192 120H190V119H186V121L187 120H190V121H193V118H191ZM206 119H204L205 121H206ZM221 119V118H220ZM245 119V118H244ZM245 119V120H246ZM28 120V119H27ZM164 120V121H165ZM195 120V119H194ZM203 120V121H204ZM223 120V119H222ZM249 120V119H248ZM9 121H10V119H9ZM14 121H12V122H14ZM33 121V120H32ZM97 121H98V119H97ZM168 121H166V122H168ZM180 121V120H179ZM197 121V120H196ZM210 121H212V120H210ZM217 121V120H216ZM218 121V123L220 124V122ZM177 122H178V120H177ZM176 122V123H177ZM182 122H184V121H182ZM182 122H180V123H182ZM189 122V121H188ZM206 122H209V121H206ZM8 122H6L5 124L7 125V127H8V124L10 125V123H8ZM37 123H38V121H37ZM36 123V124H37ZM65 123V122H64ZM63 123V124H64ZM175 123V122H174ZM185 123V122H184ZM196 123V122H195ZM205 123V122H204ZM217 123V122H216ZM40 124V123H39ZM191 124V123H190ZM197 124V123H196ZM213 124H212V122L210 123V124H208L209 125V127L210 128H212V129H210V130H213ZM68 125V124H67ZM67 125H66V127H67ZM169 125V124H168ZM181 125V124H180ZM179 125V126H180ZM199 125V124H198ZM203 125V126H202ZM201 126V128H203V127H205V131H206V129H208L209 127L207 126V128H206V124H205V126H204V124H202ZM210 125H212V126H210ZM264 125V124H263ZM175 127H176V124L174 125ZM186 126V125H185ZM191 126H193V124L191 125ZM195 126V125H194ZM193 126V127H194ZM9 127H11V125L9 126ZM65 127V128H66ZM168 127H170V126H168ZM180 128H182V127H180ZM184 128V127H183ZM186 128V127H185ZM184 128V129H185ZM189 128V127H188ZM199 128H200V126H199ZM262 128H263V126H262ZM6 129V128H5ZM7 129H9L10 130V128H7ZM195 129V128H194ZM194 129H192V127H191V130H194ZM178 130V129H177ZM202 130V129H201ZM200 130V131H201ZM209 130V131H210ZM224 130V131H223ZM260 130V129H259ZM263 130H264V128H263ZM11 132H12V130H10ZM169 131V130H168ZM172 131V130H171ZM188 131V130H187ZM186 131V132H187ZM261 131V130H260ZM190 132V131H189ZM198 132V131H197ZM212 133H213V131H211ZM185 133V132H184ZM210 133V132H209ZM224 133H226V134H228L229 133V138H225V139H223V137H227V135H224L223 136V134ZM261 133H262V131H261ZM263 133H264V131H263ZM12 134V133H11ZM187 134V133H186ZM199 134V133H198ZM198 134H196L197 136H198ZM207 134V133H206ZM216 134V133H215ZM214 134V135H215ZM217 134L215 135L216 137H217ZM236 134V133H235ZM14 135V134H13ZM180 135V134H179ZM178 135V136H179ZM189 135H191V134H189ZM203 135V134H202ZM180 136H182V135H180ZM197 136H195V137H197ZM200 136V135H199ZM205 136V135H204ZM223 136V137H222ZM15 137V136H14ZM186 137V136H185ZM184 137V138H185ZM194 137V138H195ZM214 137V136H213ZM216 137H214V139L216 138ZM219 137V136H218ZM217 137V138H218ZM199 138H201V137H199ZM206 138V137H205ZM181 139H183L182 137H181ZM198 139V138H197ZM197 139H196V141H197ZM212 139V138H211ZM226 139H229L228 141L226 140ZM235 139H236V137H235ZM237 139H239V138H237ZM243 139V138H242ZM207 140V139H206ZM240 140H241V138H240ZM200 141V140H199ZM210 141V140H209ZM214 142V144H215V140H213ZM242 141H244V140H242ZM247 141H244V142H247ZM31 142H32V140H30V142L28 141V143H26L28 146L29 145H32L31 144ZM233 142V141H232ZM210 143V142H209ZM209 143H207V144H209ZM219 143V142H218ZM229 144V143H228ZM237 144V143H236ZM34 145V144H33ZM32 145V146H33ZM185 145V144H184ZM202 145V144H201ZM245 145H243V146H245ZM205 145H203V147H204ZM186 147H188V146H186ZM239 147H241L240 145H239ZM241 148H243V147H241ZM239 149V150H238ZM244 149V148H243ZM248 149V148H247ZM252 156H255L256 158H253ZM258 157H261V161L258 159ZM263 159V160H262ZM190 160H193V159H190ZM202 161V160H201ZM201 161H199V162H201ZM207 161V162H206ZM204 165V166H207V165ZM202 167V166H201ZM223 167H226L228 170H229V172H227V174L229 173V174H231L232 175V173H235L234 175H232V176H230L229 178V180H230V182L228 181V179H227V181H226V178H225V175H224V171L222 172V168ZM206 168V167H205ZM226 168L224 169L225 171H226ZM233 168L234 169H236L234 172H233ZM203 169V168H202ZM207 170H208V168H207ZM206 170V171H207ZM221 170V171H220ZM253 170L255 171L254 172V174H255V176L252 174V172H253ZM219 171V172H218ZM191 172V173H190ZM250 172H251V174H250ZM207 173V172H206ZM221 173H223V174H221ZM145 175V174H144ZM185 175V174H184ZM222 176H224V180L226 181H224L225 183H226V185L227 186H229V192H227V190L225 189L226 188V185H224L225 187L224 188H222V184H223V180H222V178L221 177ZM227 176V175H226ZM229 176V175H228ZM228 176H227V178H228ZM176 178V177H175ZM207 178V177H206ZM180 179H181V177H180ZM176 180V179H175ZM179 180V179H178ZM222 180V181H221ZM171 181V180H170ZM154 182V181H153ZM156 182H158V181H156ZM164 182V181H163ZM177 182V181H176ZM152 183V182H151ZM184 183H185V185H184ZM187 184V185H186ZM189 184V185H188ZM178 185V184H177ZM180 185V186H181ZM170 186V185H169ZM179 186V187H180ZM185 186V187H184ZM172 187H175V185L174 186H172ZM181 188V187H180ZM228 188V187H227ZM172 190H174V189H172ZM171 194V193H170ZM174 194V193H173ZM183 194V193H182ZM172 196V195H171ZM180 196V195H179ZM172 197H174V196H172ZM181 198H182V196H181ZM184 200V199H183ZM187 201V200H186ZM180 202H181V200H180ZM185 202V201H184ZM187 202H189V200L187 201ZM196 202H198V200L196 201ZM186 203V202H185ZM198 203H201V201H199ZM191 204H192V202H191ZM190 204V205H191ZM195 204V203H194ZM193 204V205H194ZM203 204H202V206H203ZM208 205H209V203H207ZM192 205V206H193ZM214 205V204H213ZM212 205V206H213ZM195 206V205H194ZM197 206V205H196ZM200 205H198V207H199ZM210 206V205H209ZM217 206V205H216ZM198 207H196V208H198ZM242 207H243V209L244 210H242ZM189 208V207H188ZM201 208V207H200ZM206 208V207H205ZM213 208H214V206H213ZM218 208V207H217ZM220 208V207H219ZM199 209V208H198ZM195 210V209H194ZM201 210V209H200ZM206 210V209H205ZM176 211V210H175ZM174 211V212H175ZM191 212V211H190ZM201 212V211H200ZM261 213H264V212H261ZM176 214V213H175ZM194 214V213H193ZM182 215V214H181ZM243 215H245L246 217H243ZM198 218V217H197ZM173 219L175 220V218L173 217ZM177 219V218H176ZM182 220H183V218H182ZM166 221H167V219H166ZM175 222V221H174ZM184 222V221H183ZM202 222H204L205 223V226H203V228L201 229L200 228V226H201V224H202ZM173 223V222H172ZM182 223V222H181ZM176 224H178V223H176ZM172 226V225H171ZM175 226H173V228H174ZM170 228V227H169ZM172 228V227H171ZM183 228H185V227H183ZM175 229V228H174ZM167 230V229H166ZM182 231H186L187 233H189V234H187V235H189V237H187L186 239L185 238H182V240H178V234L180 233L181 234V232ZM168 233V232H167ZM163 235H165L164 233H162ZM167 235V234H166ZM182 235V234H181ZM180 236V235H179ZM184 236V235H183ZM186 237V236H185ZM145 240V239H144ZM157 240V239H156ZM162 241V240H161ZM130 243V242H129ZM153 243V242H152ZM144 244H146V243H144ZM127 245V244H126ZM131 247V246H130ZM151 248V247H150ZM156 250V249H155ZM151 251V250H150ZM181 251H183V252H181ZM180 252V253H179ZM185 253V254H186ZM129 254V253H128ZM187 255V254H186ZM128 256V255H127ZM129 257V256H128ZM131 257V256H130ZM130 257H129V259H130ZM136 257V256H135ZM140 257V256H139ZM158 257V258H157ZM181 257V256H180ZM183 257V256H182ZM181 257V258H182ZM146 258V259H145ZM177 258H179V256L177 257ZM186 258V257H185ZM194 258V257H193ZM129 259H127L126 258V260L128 261ZM131 259H132V257H131ZM131 259H130V262H131ZM139 259H143V257L142 258H139ZM192 259V258H191ZM196 259V258H195ZM194 259V260H195ZM222 259V258H221ZM118 260V259H117ZM126 260H122L123 261V263H125V264H127L126 263ZM133 260H135L134 258L132 259V262H133ZM162 260H164V261H162ZM179 260V259H178ZM181 260V259H180ZM193 260V259H192ZM263 261H264V259H262ZM139 261V260H138ZM140 261H142V260H140ZM176 261H177V259H176ZM130 262H128V264H132V263H130ZM135 262H137V259L135 260ZM181 261H179V263H180ZM195 262V261H194ZM193 261H192V263H194ZM210 262V263H211ZM217 261H215L214 263H216ZM219 262H221V261H219ZM218 262V263H219ZM134 263V262H133ZM178 263V262H177ZM178 263V264H179ZM182 263V262H181ZM183 263H184V261H183ZM182 263V264H183ZM189 263H191V260H190V262H188V264ZM191 263V264H192ZM209 263V262H208ZM264 263V262H263ZM112 264V263H111ZM116 264V263H115ZM136 264V263H135ZM138 264V263H137ZM185 264H187V263H185ZM213 264V263H212ZM217 264V263H216ZM219 264H221V263H219Z\"/></svg>","mask_w":264,"mask_h":264}]
</instances>
